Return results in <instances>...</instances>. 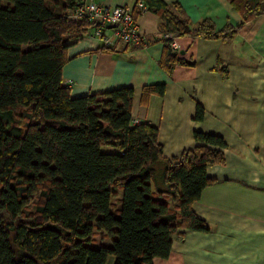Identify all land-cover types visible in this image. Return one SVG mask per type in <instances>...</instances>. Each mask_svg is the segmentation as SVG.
Returning a JSON list of instances; mask_svg holds the SVG:
<instances>
[{"label":"trees","instance_id":"1","mask_svg":"<svg viewBox=\"0 0 264 264\" xmlns=\"http://www.w3.org/2000/svg\"><path fill=\"white\" fill-rule=\"evenodd\" d=\"M83 1L0 0V264H107L110 256L115 264H154L170 256L181 229L208 231L193 204L214 182L208 167L225 162L226 141L195 131L194 147L167 158L158 127L132 124L133 87L73 97L62 83L66 49L97 25L67 19ZM145 1L163 13L173 36L233 34L210 20L192 30L162 0ZM233 7L248 22L264 13V0H234ZM172 41L165 39L168 71L188 64ZM165 92V84L146 86L143 99ZM19 108L30 114L24 129ZM204 116L197 104L194 119ZM159 163L163 188L154 185ZM40 187L41 203L25 212ZM97 231L112 244L94 245Z\"/></svg>","mask_w":264,"mask_h":264},{"label":"crops","instance_id":"2","mask_svg":"<svg viewBox=\"0 0 264 264\" xmlns=\"http://www.w3.org/2000/svg\"><path fill=\"white\" fill-rule=\"evenodd\" d=\"M92 1L133 9L139 0ZM162 1L188 19L192 30L210 20L216 31L232 29L233 34L173 36L163 13L144 0L149 10L138 15L143 42L126 44L106 28L105 36L112 39L108 46L89 25L66 49L62 83L73 97L133 87L132 124L158 127L167 158L194 147L195 131L226 141L225 162L208 167L214 182L193 204L208 231L181 229L170 256L154 264H264V13L244 22L234 0ZM167 38L175 40L174 54L188 64L165 68ZM156 84L166 85L165 94L143 99V89ZM197 104L205 111L201 121L194 119ZM100 244H112L103 231L95 237L94 245ZM115 260L110 256L107 264Z\"/></svg>","mask_w":264,"mask_h":264},{"label":"built area","instance_id":"3","mask_svg":"<svg viewBox=\"0 0 264 264\" xmlns=\"http://www.w3.org/2000/svg\"><path fill=\"white\" fill-rule=\"evenodd\" d=\"M149 7L144 0H139L135 8L127 6H114L97 3L92 0H84L80 5L67 11V19L79 21L87 19L97 23L94 36L102 39L105 45H111V38L105 36V29L113 31V37L119 38L126 44H139L143 42L140 32L138 15L145 13ZM171 46L177 47L175 40Z\"/></svg>","mask_w":264,"mask_h":264},{"label":"rangeland","instance_id":"4","mask_svg":"<svg viewBox=\"0 0 264 264\" xmlns=\"http://www.w3.org/2000/svg\"><path fill=\"white\" fill-rule=\"evenodd\" d=\"M29 116L30 114H29L28 109L19 108L17 111L16 123L24 129L28 123ZM156 171H157V176H156V182L154 185L155 186L157 185L158 188H163L164 187V184H163L164 164H161V163L157 164ZM41 188L42 187L39 188L37 194L33 197L32 202L25 208V212L30 213V214L35 213L36 207L42 201V197L40 195ZM0 190H1V185H0ZM120 193L121 195L123 194L122 191H120ZM113 202H114V208H112V211L118 216V212L116 210L119 209L121 205L119 204L118 198H115Z\"/></svg>","mask_w":264,"mask_h":264}]
</instances>
